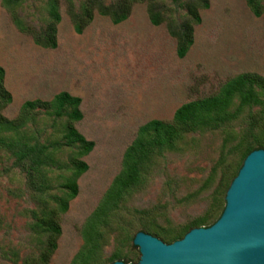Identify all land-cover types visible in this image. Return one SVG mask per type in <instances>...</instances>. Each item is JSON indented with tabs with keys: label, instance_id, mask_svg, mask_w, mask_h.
Segmentation results:
<instances>
[{
	"label": "rangeland",
	"instance_id": "obj_1",
	"mask_svg": "<svg viewBox=\"0 0 264 264\" xmlns=\"http://www.w3.org/2000/svg\"><path fill=\"white\" fill-rule=\"evenodd\" d=\"M72 1L77 11L85 3ZM188 1L156 0L155 11L163 18L159 26L149 22L148 5L137 3L122 23L96 16L81 34L74 32L61 3L57 47L50 50L19 32L0 0V67L12 96L3 116L12 120L26 101L49 102L68 93L81 100L82 120L75 130L94 143L82 158L88 169L77 180L78 195L60 217L61 235L49 264H71L81 250V229L120 173L123 154L139 127L152 120L171 121L180 106L218 94L238 75L264 78V13L254 17L245 0H209L192 46L184 58L177 57L167 28H178L186 19ZM15 11L28 27L40 31L46 24L45 0H24ZM256 92L262 106L244 108L217 130L184 135L174 150L156 153L143 166L140 183L100 229V248L91 264H134L140 257L132 243L136 233L171 244L168 234L210 214L245 151L258 144L264 150V94ZM238 105L235 98L230 112ZM65 124V117L41 111L21 131L0 133V142H62ZM74 152L75 147L50 149L38 174L42 191L33 193L14 156L0 143V264H25L41 254L46 237L34 223L65 194Z\"/></svg>",
	"mask_w": 264,
	"mask_h": 264
},
{
	"label": "trees",
	"instance_id": "obj_2",
	"mask_svg": "<svg viewBox=\"0 0 264 264\" xmlns=\"http://www.w3.org/2000/svg\"><path fill=\"white\" fill-rule=\"evenodd\" d=\"M23 1L2 0V6L7 10L17 30L29 35L34 44L43 49L53 50L57 47V29L62 19L60 13L61 3L65 5L66 15L76 34H81L96 16L108 18L114 25L122 23L129 17L133 6L137 3H146L148 5V17L151 25L159 26L163 22L160 13L155 11L156 0H118L109 4H105L104 0H85L80 11L76 10L72 0H45L47 21L45 26L38 31L35 28L26 26L17 11H15ZM245 2L254 17H260L264 13L261 0H245ZM208 8L209 0H189L185 4L186 19L178 28L168 24V33L176 41V55L179 59L184 58L192 46L194 28L201 23V12ZM4 79L5 72L0 67V133L15 134L21 131L33 120L34 115L41 111L52 115L55 119L66 118L62 142H55L49 145H27L20 141L12 140H2L0 142L14 156L15 165L24 174L26 186L30 191L33 193L42 191L38 183V174L41 167L46 164L50 149L57 150L61 147L76 148V152L69 157L72 174L63 186L66 190L65 194L58 198L55 207L42 210L34 223V228L46 237L45 247H43L38 258L30 259L25 263L49 264L57 249V241L61 235L60 217L67 212L69 202L78 195L77 180L88 169L82 158L92 151L94 143L85 140L75 130V123L82 120L80 111L81 100L77 97H72L68 93H60L49 102L39 100L26 101L16 118L12 120L5 118L3 112L11 104L12 96L5 88ZM256 89H259L264 94V78L254 74H241L226 82L218 94L180 106L174 112L171 121L152 120L139 127L134 140L123 154L120 173L113 179L97 208L81 229L83 246L71 264L92 263L101 244L102 234L100 229L108 223L109 217L122 204L126 194L140 183L143 166L156 153L174 150L177 143L186 134L198 130H217L225 126L235 118L237 112L244 108L262 106L263 102L259 98ZM235 98H238L239 105L237 110L231 113L230 108ZM258 145V147L249 148L245 151L242 163L250 152L263 148V145ZM241 166L239 169H241ZM231 182L226 186L225 194ZM224 197H221L216 202V206H213L210 214L194 220L177 234H168V239L173 243L181 240L185 234L194 228L212 226L223 211ZM220 205L222 206L220 212L214 216L216 207ZM168 239L167 241H169ZM122 260L125 261V258ZM138 261L139 258L135 263Z\"/></svg>",
	"mask_w": 264,
	"mask_h": 264
},
{
	"label": "water",
	"instance_id": "obj_3",
	"mask_svg": "<svg viewBox=\"0 0 264 264\" xmlns=\"http://www.w3.org/2000/svg\"><path fill=\"white\" fill-rule=\"evenodd\" d=\"M224 203L212 226L194 228L171 244L136 233L132 243L140 257L134 264H264L263 149L246 156Z\"/></svg>",
	"mask_w": 264,
	"mask_h": 264
}]
</instances>
